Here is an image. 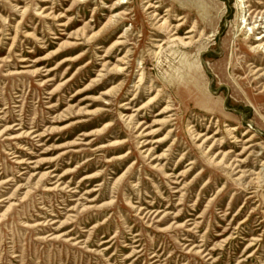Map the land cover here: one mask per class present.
Wrapping results in <instances>:
<instances>
[{
  "label": "rangeland",
  "instance_id": "374dc122",
  "mask_svg": "<svg viewBox=\"0 0 264 264\" xmlns=\"http://www.w3.org/2000/svg\"><path fill=\"white\" fill-rule=\"evenodd\" d=\"M0 264H264V0H0Z\"/></svg>",
  "mask_w": 264,
  "mask_h": 264
},
{
  "label": "bare ground",
  "instance_id": "6f19581e",
  "mask_svg": "<svg viewBox=\"0 0 264 264\" xmlns=\"http://www.w3.org/2000/svg\"><path fill=\"white\" fill-rule=\"evenodd\" d=\"M241 1H243V0H241ZM151 7H156L155 6V4H153L152 2H148V6H147V9H150ZM157 13H155L154 15H156ZM153 15V16H154ZM164 23V22H163ZM183 26V23H179V24H177L176 26H174V33H173V35H174V37H173V39L174 40H180V41H183L184 43H186V44H188V41L186 40V38H188L189 36H186V37H182V36H180L179 35V32H180V29H181V27ZM194 28H195V24L192 26V29H190V33L194 30ZM254 30V29H253ZM252 30V31H253ZM253 33V32H252ZM250 38H251V36H250ZM190 43H191V39H192V35L190 34ZM196 39V38H195ZM263 38H259L258 40H262ZM257 40V41H258ZM143 74V73H142ZM138 125V124H137ZM202 134H200V136H201ZM149 145V144H148ZM149 152V151H148ZM181 164V163H180Z\"/></svg>",
  "mask_w": 264,
  "mask_h": 264
}]
</instances>
